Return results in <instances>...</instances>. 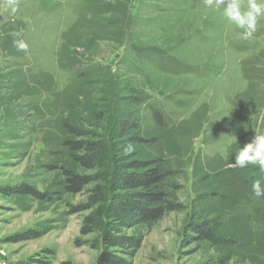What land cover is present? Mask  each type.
Wrapping results in <instances>:
<instances>
[{
  "label": "rangeland",
  "instance_id": "374dc122",
  "mask_svg": "<svg viewBox=\"0 0 264 264\" xmlns=\"http://www.w3.org/2000/svg\"><path fill=\"white\" fill-rule=\"evenodd\" d=\"M241 31L204 0H19L14 14L0 0V258L123 257L107 246L109 219L86 220L103 216L110 165L73 162L68 121L106 142L113 164L155 160L172 173L162 185L174 210L122 230L141 239L128 264H264V198L252 192L264 172L233 164L264 133V19L251 39ZM122 123L136 128L122 135ZM61 169L95 181L65 193Z\"/></svg>",
  "mask_w": 264,
  "mask_h": 264
},
{
  "label": "trees",
  "instance_id": "16d2710c",
  "mask_svg": "<svg viewBox=\"0 0 264 264\" xmlns=\"http://www.w3.org/2000/svg\"><path fill=\"white\" fill-rule=\"evenodd\" d=\"M157 117V116H156ZM155 117V118H156ZM159 120V118H157ZM66 133L72 135L78 140L67 139L64 141L71 159L76 165L85 170H95L103 163L110 165L109 183L107 196L102 195L104 200L103 216L87 217L90 224H97L103 219H109L107 222L108 232H110L107 246L109 248H118L123 252V257L116 255L110 258L111 264H128L126 258H130L140 247L141 239L139 237L122 234L123 229L131 228L142 223H152L160 220L166 212L174 210V205L168 199V192L163 187L166 178L172 174L164 172L158 164V161L128 160L112 162L109 156L110 148L101 139L88 140L81 139L84 136L83 131L64 121ZM135 129L136 125L128 126L122 123L120 132L126 134L128 129ZM131 142L141 143L144 141L138 137L131 139ZM64 176L62 185L65 193L80 194L84 187L95 181L90 175L75 173L69 169H61ZM23 193L32 195L35 199L41 201H51L48 193L44 191L29 188ZM80 207L73 209L72 212H79ZM195 232L202 238L216 241L217 237L212 235L208 229L198 227ZM116 234L112 236L111 234ZM38 236V235H35ZM105 258L102 257L101 260ZM224 264V263H220Z\"/></svg>",
  "mask_w": 264,
  "mask_h": 264
},
{
  "label": "clouds",
  "instance_id": "9594fccd",
  "mask_svg": "<svg viewBox=\"0 0 264 264\" xmlns=\"http://www.w3.org/2000/svg\"><path fill=\"white\" fill-rule=\"evenodd\" d=\"M209 8L223 9V15L228 21L242 30L244 39H251L257 30L261 19H264V0H247V6L242 7L240 0H204ZM8 8L14 14L19 6V0H6ZM9 35L13 38V44L18 51L27 52L29 45L19 37L21 32L12 31ZM132 146L129 145L125 151L130 153ZM233 164L238 168L256 166L264 172V133L255 134L251 142L240 147L234 157ZM252 192L257 198H264V185L260 180L252 182Z\"/></svg>",
  "mask_w": 264,
  "mask_h": 264
},
{
  "label": "built area",
  "instance_id": "2783aa9c",
  "mask_svg": "<svg viewBox=\"0 0 264 264\" xmlns=\"http://www.w3.org/2000/svg\"><path fill=\"white\" fill-rule=\"evenodd\" d=\"M0 264H8V263L3 258H0Z\"/></svg>",
  "mask_w": 264,
  "mask_h": 264
}]
</instances>
